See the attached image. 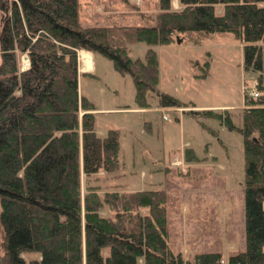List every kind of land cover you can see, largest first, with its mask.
Segmentation results:
<instances>
[{
  "label": "trees",
  "instance_id": "trees-1",
  "mask_svg": "<svg viewBox=\"0 0 264 264\" xmlns=\"http://www.w3.org/2000/svg\"><path fill=\"white\" fill-rule=\"evenodd\" d=\"M171 1L156 0L152 23L84 25L79 0H0V264H220L221 251L187 260L170 250L165 190L99 191L87 182L81 192V173L113 172L119 161L117 130L99 135L94 106L78 92L76 50L98 52L129 74L138 105L153 90L158 105L184 107L156 89L154 50L132 58L128 42H198L224 32L242 42L258 93H245L240 126L212 109L188 110L241 133L244 247L225 262L264 264V0Z\"/></svg>",
  "mask_w": 264,
  "mask_h": 264
},
{
  "label": "rangeland",
  "instance_id": "rangeland-1",
  "mask_svg": "<svg viewBox=\"0 0 264 264\" xmlns=\"http://www.w3.org/2000/svg\"><path fill=\"white\" fill-rule=\"evenodd\" d=\"M79 2V21L84 25L152 23L157 9L156 0ZM171 5L179 7L177 0ZM127 46L132 58H142L147 47L154 50L156 89L186 102L188 108L158 105L153 90L146 92L147 104L138 105L129 74L119 73L109 58L93 52L94 70L78 74V89L94 106L97 133L117 130L119 166L90 177L81 173V192L87 182L101 191L163 189L170 250L180 251L187 260L195 252L221 251L220 264H226L229 252L244 247L242 136L223 119L188 109H212L240 126L245 91L257 90L252 83L258 73L243 67L242 42L231 32L198 42L180 37L150 45L134 40ZM261 54L264 85V46ZM26 58L20 54V69ZM174 156L185 168L169 163Z\"/></svg>",
  "mask_w": 264,
  "mask_h": 264
},
{
  "label": "crops",
  "instance_id": "crops-1",
  "mask_svg": "<svg viewBox=\"0 0 264 264\" xmlns=\"http://www.w3.org/2000/svg\"><path fill=\"white\" fill-rule=\"evenodd\" d=\"M262 46H264V43H262ZM76 54H77V71H78V74L79 73H90V72H92L94 70V65H93V52L90 51V50H86V49L80 48V49H77L76 50ZM83 55H87V57L89 56L88 57L89 58V64L86 65V66L84 65V62H83V58H82ZM78 92H79V89H78ZM79 93L81 94V92H79ZM191 107H199V106H194L193 105ZM176 108L178 110H180V109H183V108H188V106H185V107H176ZM175 161H177L178 163H175ZM169 163L170 164H173V165H180L181 168H183V167L185 168V165H184L183 161L180 158L176 157V156H174L172 159H170ZM98 172H100V171H98ZM101 172H103V171H101ZM104 190H106V189H104ZM117 190H123V189H117ZM99 191H101V190L99 189ZM124 191H128V190H124Z\"/></svg>",
  "mask_w": 264,
  "mask_h": 264
},
{
  "label": "built area",
  "instance_id": "built-area-1",
  "mask_svg": "<svg viewBox=\"0 0 264 264\" xmlns=\"http://www.w3.org/2000/svg\"><path fill=\"white\" fill-rule=\"evenodd\" d=\"M28 66V60H27V58L24 60V62H23V64H22V69H24V68H26ZM253 86H254V88H255V84H256V81H254L253 83ZM245 93L247 94V95H249V96H255V95H257V93H258V91L256 90V89H252V90H250V91H245ZM175 163H178L177 161H175Z\"/></svg>",
  "mask_w": 264,
  "mask_h": 264
},
{
  "label": "bare ground",
  "instance_id": "bare-ground-1",
  "mask_svg": "<svg viewBox=\"0 0 264 264\" xmlns=\"http://www.w3.org/2000/svg\"><path fill=\"white\" fill-rule=\"evenodd\" d=\"M84 53V52H83ZM89 57V56H88ZM87 57V55H83V62H84V65H88L89 64V58ZM86 68V67H85Z\"/></svg>",
  "mask_w": 264,
  "mask_h": 264
},
{
  "label": "water",
  "instance_id": "water-1",
  "mask_svg": "<svg viewBox=\"0 0 264 264\" xmlns=\"http://www.w3.org/2000/svg\"><path fill=\"white\" fill-rule=\"evenodd\" d=\"M174 39H175L176 41H180V37L177 36V35L174 37Z\"/></svg>",
  "mask_w": 264,
  "mask_h": 264
}]
</instances>
